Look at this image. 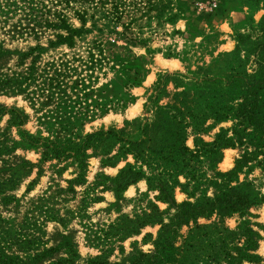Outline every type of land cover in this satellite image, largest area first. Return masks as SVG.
I'll use <instances>...</instances> for the list:
<instances>
[{
  "label": "rangeland",
  "instance_id": "rangeland-1",
  "mask_svg": "<svg viewBox=\"0 0 264 264\" xmlns=\"http://www.w3.org/2000/svg\"><path fill=\"white\" fill-rule=\"evenodd\" d=\"M16 6L0 264H264V0Z\"/></svg>",
  "mask_w": 264,
  "mask_h": 264
},
{
  "label": "trees",
  "instance_id": "trees-1",
  "mask_svg": "<svg viewBox=\"0 0 264 264\" xmlns=\"http://www.w3.org/2000/svg\"><path fill=\"white\" fill-rule=\"evenodd\" d=\"M115 7L117 6V3H114ZM17 8L16 6V0H0V19H8V16L11 15L14 11H11L10 8ZM5 22V21H2ZM17 83V77H14L13 79L9 78V77H5L2 80V83H0V87H2L3 85L5 86H13V84Z\"/></svg>",
  "mask_w": 264,
  "mask_h": 264
}]
</instances>
